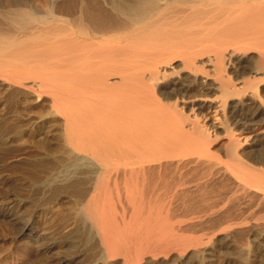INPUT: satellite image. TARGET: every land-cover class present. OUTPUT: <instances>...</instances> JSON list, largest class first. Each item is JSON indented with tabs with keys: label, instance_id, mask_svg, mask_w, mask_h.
I'll return each mask as SVG.
<instances>
[{
	"label": "bare ground",
	"instance_id": "obj_1",
	"mask_svg": "<svg viewBox=\"0 0 264 264\" xmlns=\"http://www.w3.org/2000/svg\"><path fill=\"white\" fill-rule=\"evenodd\" d=\"M6 1L0 87L47 158L27 166L45 177V213L24 218L19 194H0L16 237L38 243L43 264H214L227 249L237 252L220 264H253L264 250V0ZM6 138L4 160L16 156ZM51 199L73 207L67 246L38 227ZM140 231L160 235L145 245Z\"/></svg>",
	"mask_w": 264,
	"mask_h": 264
},
{
	"label": "rangeland",
	"instance_id": "obj_2",
	"mask_svg": "<svg viewBox=\"0 0 264 264\" xmlns=\"http://www.w3.org/2000/svg\"><path fill=\"white\" fill-rule=\"evenodd\" d=\"M7 2L8 1H6V0H4V1L3 0H0V3H4L5 4ZM45 3L46 2H44V0H41V1L39 0L38 5H43ZM37 9L40 10L41 8L38 7ZM3 93L4 94L6 93L5 97H3L4 96ZM7 93H8V91L5 92L0 87V133H1L0 134V139L6 138V137H7L6 139H10L9 143L11 145L8 143V146L10 148L9 151L12 152V154L15 153L16 156H13L14 154L13 155L11 154V156H13V157L8 158V160H4L3 158L1 159V157H2L1 156L2 150L0 151V164H1L0 165V194L3 195V193H5L7 190H8V192H6V193H17V194H19V197H21L23 199V203H24V205H22L20 211H22L23 217L26 218V217H28L27 214L29 215L30 213L33 212V210H34V212L35 211H38V210H42L41 208H43V203L45 201V193L44 192H46V189H45L46 187H45V184H44L45 177H40V180L34 182L29 177L30 173H29V170L27 169L28 168L27 166H29L30 163L32 164L35 161L41 159V157L42 158L45 157V159H47V158H46L45 152H43L45 150H42L41 148L39 149V147H40L41 144L38 143V141H34L33 140V139H35V140L38 139V138H35V135H34L35 134V131H32L30 133V131L27 130L29 128L31 129V127H30L31 126V123H30V121L28 123V121H26L24 119V117H26V115L25 114L24 115L21 114L22 115L21 116L19 114H16L19 111H21L22 113H24L22 111L23 109L21 108L22 105H20V104H14L12 101H8V99L6 98L7 97ZM263 102H264V97H263ZM37 104L34 103L33 106H32L33 107L32 109H34V108H37L38 109L39 106ZM16 105H17V107H16ZM37 109H34V110H37ZM20 131L22 132V134H21V137L22 138L20 137V134L18 135V133H20ZM38 133H39V131L37 132V134ZM41 133H42V135H45L46 134L43 131ZM25 134L29 135V137L27 135H25ZM3 135H4V137H3ZM46 135L43 136V137L45 138ZM26 137H27V139H24ZM47 137H46L47 139L45 138V140H48L49 141L50 136H47ZM224 139L225 138H223V136L220 137V135H217L216 137H214L213 138L214 142L211 143L212 144L211 145L212 150L215 147L216 148L219 147L217 149L220 150V148L222 147V142L224 141ZM27 140H29V141H27ZM246 141H245V145L244 146H245V148L247 147V149L250 150L251 149V146H252L251 145V140L250 139L248 140V138H247ZM50 142H52V141H50ZM217 149L216 150L214 149V151L216 153H218V154L221 153L222 149L220 151H217ZM246 156L248 157V155H246ZM34 159H35V161H33ZM14 165H16V166H14ZM19 166L21 167V169L19 168ZM57 170L60 171V168H58ZM24 174H26V175H24ZM2 191H5V192H2ZM35 199L38 200V203L37 204H36L37 200L35 201ZM51 200H53V199H51ZM54 201H56V200H53V202L50 201V205H52L54 209H52V211H50V212H47L46 218L45 217L44 218H40V219H37L36 221L38 222V227L40 228V226H41L40 229H45V232H46L45 233L46 234L45 236L48 237V238H52V239H50L49 242L56 240L57 242H59L60 245H62V244L65 245L66 244V246H67V243L69 244L70 241H74L75 242L78 239L77 235L70 234L71 233L70 227L73 225V222L71 220L73 218L72 217L71 218L70 217H67V216H69L67 212H69V211L71 212L70 208L72 209L73 207L69 203H67V202L61 203L62 200H59V201L57 200L58 201V204H57V202L54 203ZM40 203H41L42 206L40 205ZM68 205H69V207H68ZM55 208H57V210ZM53 210H55V211H53ZM70 212H69V214H71ZM49 213H51V214H49ZM53 213L54 214L56 213V214L54 215ZM72 213H73V210H72ZM260 213H259L260 216H262V213L264 214L263 211H262L261 214ZM48 215H49L50 218L48 217ZM50 215H53V216H50ZM68 218H70V220H67ZM1 219L2 218L0 217V220ZM44 219H45V221H44ZM2 220L0 221V223L2 222L3 224L5 223L6 225L5 224L4 225L0 224V256H1L0 257V264H23V263L24 264H32V263L33 264H40V263L43 264V260L42 259L44 257H41L40 256V253H39L40 250H39V248L37 246L38 243H35V242H32V241H29L28 242V239L27 238H23V237H19V236L16 237V230H15L16 229V226L15 225H13V226H10V225L7 226L6 221H4V220L2 221ZM1 225L2 226H5V227H2ZM148 228H150V227H148ZM140 230H141V228H140ZM150 230H154V227L151 228ZM54 231H56V232H54ZM144 231H140L142 233V235H144V233H145ZM37 232L40 234L42 232V230H37ZM151 232H153L152 234L149 232L151 235H144L145 237H143V240H140L143 244L146 245L147 242L150 243V244L151 243L154 244L155 243V240L158 239V237H159L160 234L157 231H156V233L154 231H151ZM182 232H183L182 235L184 234V236H187L186 233L192 234L191 237H196V236H193V235H197V234L200 233V231H196L197 233H194L195 230H190V231L188 230V231H182ZM14 233H15V235H13ZM153 234H157V235H154V236H157V237H154ZM198 236L199 235H197V237ZM67 237H68V239H67ZM146 237L147 238L150 237V240L149 239L146 240L145 239ZM252 237H253V235H252ZM68 240H70V241H68ZM144 241H147V242L145 243ZM150 244H148V245H150ZM64 245H62V246H64ZM74 248H76L75 251H77L78 247H74ZM57 249H59V246H57L56 249L53 250L52 252L57 251ZM69 249L70 250H73V247H70ZM258 249H259V247L257 249L256 248H253L252 249V252L254 251L252 253V255L255 253V255H253L254 258L252 257L253 258V264H255V263L256 264H264V258H263L264 257V253H263L264 250L261 251V249L260 250H258ZM62 250H64V248ZM228 250H231V251H228ZM235 251L236 250H233V249H227V250L224 251V253H226V256L227 255L228 256L229 255H235L234 254ZM65 252H67V250ZM70 252L71 251H69V253ZM72 252H74V250ZM229 252L231 254H227ZM74 253H72V254H74ZM224 253H222V255L224 256V258L222 259V257H221L222 255L219 256L218 257V260L216 262H214V264H220L221 260L222 261L223 260H226L225 258H227V257L225 256ZM49 254H47V255H49ZM256 256H258V257H256ZM228 258H230V256ZM21 259H23V260H21ZM36 260H38V261H36ZM48 260H49V257L47 258V261ZM88 260L89 259L84 260V261H82L83 263L81 262V263H78V264H90V263H88L89 262ZM48 264H50V263H48Z\"/></svg>",
	"mask_w": 264,
	"mask_h": 264
}]
</instances>
